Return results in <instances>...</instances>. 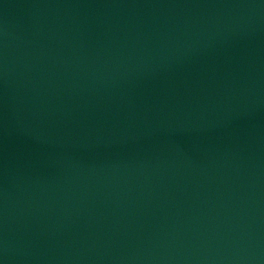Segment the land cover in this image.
<instances>
[{"label":"water","instance_id":"95a60500","mask_svg":"<svg viewBox=\"0 0 264 264\" xmlns=\"http://www.w3.org/2000/svg\"><path fill=\"white\" fill-rule=\"evenodd\" d=\"M0 264H264V0H0Z\"/></svg>","mask_w":264,"mask_h":264}]
</instances>
